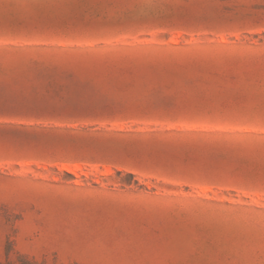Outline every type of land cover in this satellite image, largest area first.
<instances>
[{"label": "rangeland", "instance_id": "rangeland-1", "mask_svg": "<svg viewBox=\"0 0 264 264\" xmlns=\"http://www.w3.org/2000/svg\"><path fill=\"white\" fill-rule=\"evenodd\" d=\"M264 0H0V264H264Z\"/></svg>", "mask_w": 264, "mask_h": 264}, {"label": "snow or ice", "instance_id": "snow-or-ice-1", "mask_svg": "<svg viewBox=\"0 0 264 264\" xmlns=\"http://www.w3.org/2000/svg\"><path fill=\"white\" fill-rule=\"evenodd\" d=\"M262 131H264V129H261ZM262 208H264V205H262Z\"/></svg>", "mask_w": 264, "mask_h": 264}]
</instances>
